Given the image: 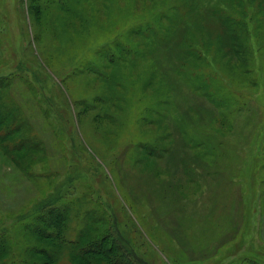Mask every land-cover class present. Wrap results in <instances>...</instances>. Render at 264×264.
Wrapping results in <instances>:
<instances>
[{"label": "rangeland", "instance_id": "obj_1", "mask_svg": "<svg viewBox=\"0 0 264 264\" xmlns=\"http://www.w3.org/2000/svg\"><path fill=\"white\" fill-rule=\"evenodd\" d=\"M46 1L38 0L41 5ZM107 1L93 0V9H104ZM58 10L59 4H53L36 19L20 0H0L5 99L20 128L47 157L26 172L11 153L0 149V235L9 245L4 259L41 264L38 249L47 245L22 230L29 226L32 204L55 193L56 183L61 193L82 199L87 181L94 197L99 194L112 211L122 214V223L134 231L131 242L143 244H138L139 251L151 264H211L222 253L216 252L212 237L229 236L246 224L255 225L264 246V228L259 233L257 227L264 220V197L259 196L264 192V84L257 89L236 75L239 67L224 54L214 71L201 73L207 79L179 81L181 89L171 98L166 118L162 112L146 115L160 120L153 126L139 119L146 113L134 99L139 80L130 87L133 95L109 91L108 86L98 89L111 107L102 111L97 106L94 117L87 111L94 104L92 93L66 74L77 68L74 62L81 64L96 51L94 37L88 41L84 31L101 29L99 17L86 25L70 23ZM103 18L106 22L114 16ZM192 19L189 13L175 27L191 32ZM201 29L194 39L213 41L214 33ZM179 49V44L171 45L170 54ZM32 60L37 80L31 74L25 80L21 66ZM260 64L264 71V58ZM223 74L230 78L219 77ZM30 81L36 94L27 89ZM234 97L246 106L232 111ZM223 116L235 126L231 137L221 131ZM81 221H73L74 237ZM61 254V261L53 256L54 264H71L65 250Z\"/></svg>", "mask_w": 264, "mask_h": 264}, {"label": "trees", "instance_id": "obj_2", "mask_svg": "<svg viewBox=\"0 0 264 264\" xmlns=\"http://www.w3.org/2000/svg\"><path fill=\"white\" fill-rule=\"evenodd\" d=\"M207 1L127 0V7L124 0H109L100 10L93 9V0H47L44 5L38 0H20V5H24L36 19L53 4H59L58 14L70 23L79 20L86 25L98 16L102 28L94 32L84 31L88 41L94 37L96 51L81 64L74 62L73 66L77 68L66 77L81 80L92 93L90 98L94 104L87 108L89 115H94L99 105L102 111L103 107H111V101L105 102L107 97L98 89L108 86L109 91L129 94L132 84L139 80L135 85L138 91L129 95L135 94L140 112H146L144 115L140 113L139 119L153 126L160 120L155 121L146 115L162 112V118H166L171 98L181 89L179 81L207 79L201 77V73L210 69L214 71L217 59L224 54L231 58L234 67H239L236 75L245 76L246 81L256 84L257 89L264 84L260 64L264 58V0H212L210 4ZM189 13L193 15L191 32L184 34L183 29L175 26ZM103 16L114 18H106L105 22ZM202 27L214 33L213 41L194 39L205 29ZM177 44L180 49L170 54V46ZM21 71L25 80L29 79L28 74L37 80L33 60L21 66ZM219 77L230 78L227 74ZM6 82L5 76L0 78V149L11 153V159L27 172L34 163L41 164L47 157L43 147L33 144L30 135L20 128L18 117L5 99ZM26 86L29 93L38 92L32 81L26 82ZM237 102L234 97L232 106L235 108L229 107L232 111L246 106L244 101ZM215 107L222 108L220 104ZM220 123L226 138L235 134V126L226 124L224 116ZM86 183L82 199L80 195L61 193L56 183L55 193H47L43 200L32 204L29 226L22 227V230L30 237L35 234L47 245L38 249L43 257L41 264H54V255L61 261L64 250L71 264H151L139 251V245L142 247L143 244L138 239H134L135 244L131 242L134 231L130 232L122 223V214L112 211L99 194L94 197L91 182ZM259 196L264 197V192ZM255 208L260 212L263 210ZM75 218L82 221L74 237ZM263 221L257 226L259 233L263 232ZM0 236L4 237H0V264H12L4 259L9 245L6 237ZM212 239L216 252L222 253L211 264H264V246L259 245L262 238L255 231V225L248 227L246 224L236 233L220 234Z\"/></svg>", "mask_w": 264, "mask_h": 264}]
</instances>
